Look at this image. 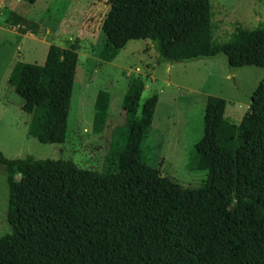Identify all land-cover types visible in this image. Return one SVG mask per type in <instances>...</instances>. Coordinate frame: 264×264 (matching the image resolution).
Returning a JSON list of instances; mask_svg holds the SVG:
<instances>
[{"label":"trees","instance_id":"trees-1","mask_svg":"<svg viewBox=\"0 0 264 264\" xmlns=\"http://www.w3.org/2000/svg\"><path fill=\"white\" fill-rule=\"evenodd\" d=\"M210 18L209 0H110L101 56L109 61L129 41L147 40L157 65L224 56L230 68L264 70V22L219 41ZM77 50L50 45L42 65L16 63L7 79L29 118L27 136L40 144L65 141ZM143 90L133 80L123 97L124 123L109 142L114 172L0 152L10 227L0 264H264V78L240 122L218 124L212 152L191 151L189 170L206 173L199 189L173 185L148 164L157 97L141 102ZM107 109L99 92L96 127Z\"/></svg>","mask_w":264,"mask_h":264},{"label":"rangeland","instance_id":"rangeland-1","mask_svg":"<svg viewBox=\"0 0 264 264\" xmlns=\"http://www.w3.org/2000/svg\"><path fill=\"white\" fill-rule=\"evenodd\" d=\"M110 0H0V152L7 159L70 161L83 170L114 172L109 157L110 134L124 123L121 104L129 84H144L141 102L156 95L157 105L144 145L148 164L173 185L199 189L205 172L188 168L193 150L211 153L218 124H238L264 70L230 68L224 56L189 63L156 64L147 40L129 41L105 61L101 25ZM215 39L226 41L236 28L253 29L264 22L263 0H209ZM76 43L75 71L66 138L62 145H44L27 136L28 116L22 100L7 84L16 63L42 65L50 45ZM99 92L108 96L102 126H95L94 103ZM220 98L212 105L208 98ZM108 158L109 163L106 164ZM8 189L0 169V238L10 233L6 222Z\"/></svg>","mask_w":264,"mask_h":264}]
</instances>
